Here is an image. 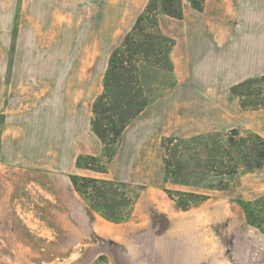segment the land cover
I'll return each mask as SVG.
<instances>
[{"label":"rangeland","instance_id":"1","mask_svg":"<svg viewBox=\"0 0 264 264\" xmlns=\"http://www.w3.org/2000/svg\"><path fill=\"white\" fill-rule=\"evenodd\" d=\"M135 1L0 0V264H93L100 255H106V261L98 260L99 264H264V232L248 222L239 203L253 199L255 217L264 223V204L255 205L264 195V186L244 184L247 170L241 165L229 190L206 188L219 185L221 178L213 171H228L231 165L241 164L237 148L226 147L225 134L181 141L176 155L167 150L176 165L173 169L178 168L169 183L159 180L157 161L149 166L152 180H145L142 173L122 163L126 158L115 164L104 159L107 173L85 171L86 175L130 178L134 185L146 186L130 188L135 196L130 218L111 223L113 234L93 230L85 245L84 241H55V225L49 218L67 206L75 203L95 216L74 191L68 175L57 171V160L52 161L50 154L51 140L43 127L52 125L56 105L72 73L78 77L87 49L95 53L99 67L100 90L91 96L103 91L111 52L148 3ZM256 2H237L236 29L249 30L260 17ZM258 24H262L260 19ZM100 27L107 35L94 42ZM139 76L146 98L153 101L178 75L143 61ZM86 85L89 91L91 80ZM240 116L258 125L264 136V111ZM120 145L121 139L116 151ZM165 189L193 191L209 198L185 211ZM68 252L76 255H62Z\"/></svg>","mask_w":264,"mask_h":264},{"label":"crops","instance_id":"2","mask_svg":"<svg viewBox=\"0 0 264 264\" xmlns=\"http://www.w3.org/2000/svg\"><path fill=\"white\" fill-rule=\"evenodd\" d=\"M141 1L136 0L135 4ZM238 1L206 0L204 10L198 11L186 0L183 19L161 15L163 32L175 39L171 59L174 72L178 75L177 80L126 127L121 145L110 163L115 164L121 158H126L122 163L129 170L132 167L134 172L142 173L145 180H152L149 166L157 161L159 180L169 183L165 181L166 167L163 160L162 140L165 136L191 140L210 134L227 136L232 129H238L242 134L260 133V127L248 124L240 113L258 114L264 110L243 109L238 98L232 94L231 87L245 79L264 74V0H256L259 3L256 15L260 17L249 30L235 28ZM259 19L262 22L260 25ZM104 35L107 33L100 27L93 35L96 39L94 42ZM94 54L87 49L78 77L75 76L76 72L72 73L68 81L70 84L56 105L58 113H55L56 116L53 114L52 125L49 128L43 127L46 138L50 137L51 140L50 154L52 161L57 160V171L68 175L77 194L79 193L72 184L71 175L92 172L77 166L78 156L104 154V144L93 132L91 124L93 104L97 98L91 95L100 90L99 67L95 63ZM87 80H91L89 91L86 88ZM85 97L88 99L86 102ZM236 120L240 124L237 125ZM244 121L245 132H242L240 125H244ZM246 170L243 183L263 188L264 165ZM111 179L133 184L130 178ZM142 186L143 189L146 188L145 185ZM79 196L87 203L80 194ZM87 205L89 206L88 203ZM92 210L95 217L74 203L49 218V222L55 225V241H84L85 245L94 231L108 234L110 230V234L115 233L111 223L116 222L108 221L99 212ZM62 255L73 257L76 253Z\"/></svg>","mask_w":264,"mask_h":264},{"label":"trees","instance_id":"3","mask_svg":"<svg viewBox=\"0 0 264 264\" xmlns=\"http://www.w3.org/2000/svg\"><path fill=\"white\" fill-rule=\"evenodd\" d=\"M185 1L149 0L121 43L111 52L104 74L103 91L94 101L91 121L93 132L104 144V154L102 156L79 155L76 163L78 167L107 173L108 168L104 159L112 160L116 153V145L126 127L152 102L146 98L142 85H140V63L151 62L157 66H165L171 72L174 70L171 51L175 45V39L163 32L161 15L183 19ZM188 1L198 11H203L206 5V0ZM231 92L238 98L243 109L264 110V74L233 85ZM218 135L221 134L208 136L213 138ZM181 141L185 140L173 136H165L162 140L166 182L170 181L172 173L178 172V168L173 169L176 165L170 161L166 152L173 150V154L176 155ZM226 147L237 148L242 155L241 164L231 165L228 171H223L221 168L213 171L221 179L219 185L206 187L208 189L227 191L231 188L232 181L241 165L246 169L260 168L264 165V136L260 133L242 134L238 129H232L227 134ZM223 164L221 162V165ZM215 168L219 166L216 165ZM71 181L75 190L92 209L108 221L116 223L125 222L131 216L135 196L131 194L130 188L135 186L139 190L143 189L142 185L87 175H71ZM166 192L183 210H188L209 198V195L193 191L173 192L171 189H166ZM239 203L246 213L248 222L264 232V223H258L253 211L254 201L240 199ZM256 203L257 206L260 203L264 204V195L260 196ZM98 260L106 261V255H100L93 264H99Z\"/></svg>","mask_w":264,"mask_h":264}]
</instances>
